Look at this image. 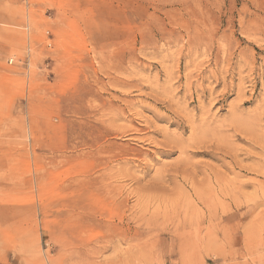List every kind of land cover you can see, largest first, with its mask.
<instances>
[{"label":"rangeland","instance_id":"rangeland-1","mask_svg":"<svg viewBox=\"0 0 264 264\" xmlns=\"http://www.w3.org/2000/svg\"><path fill=\"white\" fill-rule=\"evenodd\" d=\"M0 264H264V0H0Z\"/></svg>","mask_w":264,"mask_h":264},{"label":"built area","instance_id":"built-area-1","mask_svg":"<svg viewBox=\"0 0 264 264\" xmlns=\"http://www.w3.org/2000/svg\"><path fill=\"white\" fill-rule=\"evenodd\" d=\"M10 63H12V61H10Z\"/></svg>","mask_w":264,"mask_h":264}]
</instances>
